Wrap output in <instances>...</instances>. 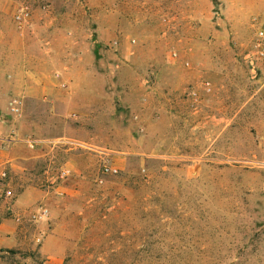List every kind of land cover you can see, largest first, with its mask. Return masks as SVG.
I'll list each match as a JSON object with an SVG mask.
<instances>
[{
	"label": "rangeland",
	"instance_id": "obj_1",
	"mask_svg": "<svg viewBox=\"0 0 264 264\" xmlns=\"http://www.w3.org/2000/svg\"><path fill=\"white\" fill-rule=\"evenodd\" d=\"M262 19L264 0H0L1 43L54 52L58 104L32 103L21 135L103 151L57 144L22 195L5 164L0 264H264Z\"/></svg>",
	"mask_w": 264,
	"mask_h": 264
},
{
	"label": "crops",
	"instance_id": "obj_2",
	"mask_svg": "<svg viewBox=\"0 0 264 264\" xmlns=\"http://www.w3.org/2000/svg\"><path fill=\"white\" fill-rule=\"evenodd\" d=\"M1 36L6 38L7 34L3 31ZM1 47L0 86H4L0 88V138L4 133L7 134L12 130L17 133L19 132L21 135L25 129V123L27 121L26 119H21L23 116L10 119L5 113H10L8 105L11 97L14 96V92H18L17 94L24 101V113L30 111L32 103L38 106L48 103L53 104V109L58 103L57 101L53 103L52 99H55L60 94L53 84L54 75L48 71L49 68L52 70L54 66V52L51 51L52 48L47 50L46 53L42 50L33 59L28 51L27 43L24 45L20 42L17 45V43L14 44L7 39H2V43L0 42ZM17 82H20V84L16 86ZM14 88H16V91L12 90ZM62 98L65 100L64 97ZM66 101H64L65 104H68V100ZM180 119H183L182 115ZM21 137L23 136L21 135ZM41 141L43 142L38 144L35 149L29 148L28 145L27 147L25 143L20 142L13 146L11 150L4 149L0 141V165L3 163L11 166L10 176L12 175V179H15L14 185L21 192L20 195L23 194L22 189L19 188L20 186L35 188L33 185H38V182H29L31 179L34 180L35 177V173H30V165H34L43 159L50 162V159L54 156L55 146L57 144L51 143L50 139H41ZM26 149H30L32 154H25L24 151ZM26 152L28 151L26 150ZM45 172L53 173V171L51 172L50 166L45 169ZM27 189L25 191H28Z\"/></svg>",
	"mask_w": 264,
	"mask_h": 264
},
{
	"label": "built area",
	"instance_id": "obj_3",
	"mask_svg": "<svg viewBox=\"0 0 264 264\" xmlns=\"http://www.w3.org/2000/svg\"><path fill=\"white\" fill-rule=\"evenodd\" d=\"M31 19V12L27 7L21 8L17 13L15 14V20L17 22L18 28L24 29L27 24L30 22ZM248 62L253 66L254 70L256 69L258 62L264 63V19L257 22V28H256V39L253 43L252 50L247 55ZM66 84L63 83V86ZM9 112L16 116L21 117L24 113V101L20 96L13 97L9 101ZM0 141L2 143L3 148H8L11 145L15 143H25L30 148H37V145L42 143L41 139H36L31 136L27 137H21L14 133V131L8 133L7 135H4L0 138ZM51 143L56 144H64V145H74L76 147H82V148H92L95 149V147L87 144L84 141H76V140H68L65 138H61L59 141H50ZM99 148H96L97 150ZM99 152H103L100 149ZM1 164V159H0ZM256 164L258 168H260L264 172V156L256 161ZM103 172L105 174L109 173H115L118 172V168L113 167L110 164H105L103 167ZM72 173V169L64 165L62 166L57 173H46L47 174V182L50 184L49 186H56L61 181L69 177ZM99 182H103V178L99 180ZM0 184H1V190H3V193L6 195V197L13 196V190L11 188V182L9 179V171L8 168L5 166V164L2 163L0 165ZM50 213V208L42 204L40 205L35 211L32 212L31 217L35 220H40L46 218Z\"/></svg>",
	"mask_w": 264,
	"mask_h": 264
}]
</instances>
